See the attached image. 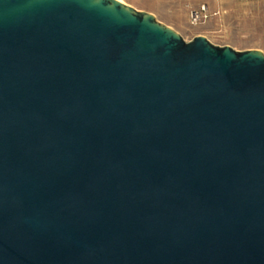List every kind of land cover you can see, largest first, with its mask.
Listing matches in <instances>:
<instances>
[{"label": "water", "instance_id": "water-1", "mask_svg": "<svg viewBox=\"0 0 264 264\" xmlns=\"http://www.w3.org/2000/svg\"><path fill=\"white\" fill-rule=\"evenodd\" d=\"M0 264H264V51L0 0Z\"/></svg>", "mask_w": 264, "mask_h": 264}, {"label": "rangeland", "instance_id": "rangeland-1", "mask_svg": "<svg viewBox=\"0 0 264 264\" xmlns=\"http://www.w3.org/2000/svg\"><path fill=\"white\" fill-rule=\"evenodd\" d=\"M150 11L174 27L185 40L205 34L215 44L264 51V0H123ZM206 6L208 17L192 24V9Z\"/></svg>", "mask_w": 264, "mask_h": 264}, {"label": "built area", "instance_id": "built-area-1", "mask_svg": "<svg viewBox=\"0 0 264 264\" xmlns=\"http://www.w3.org/2000/svg\"><path fill=\"white\" fill-rule=\"evenodd\" d=\"M208 17L206 6H202L198 9H192L190 13L191 23L198 24L201 20Z\"/></svg>", "mask_w": 264, "mask_h": 264}, {"label": "crops", "instance_id": "crops-1", "mask_svg": "<svg viewBox=\"0 0 264 264\" xmlns=\"http://www.w3.org/2000/svg\"><path fill=\"white\" fill-rule=\"evenodd\" d=\"M203 35H205V34L203 33ZM205 36H207V35H205ZM250 48H259V49H262L260 46H257V45H255L253 47H250Z\"/></svg>", "mask_w": 264, "mask_h": 264}]
</instances>
